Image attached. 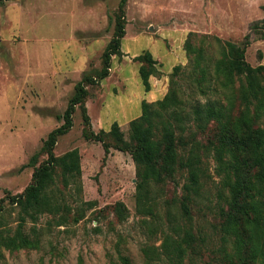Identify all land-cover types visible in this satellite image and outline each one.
I'll use <instances>...</instances> for the list:
<instances>
[{"label": "rangeland", "instance_id": "374dc122", "mask_svg": "<svg viewBox=\"0 0 264 264\" xmlns=\"http://www.w3.org/2000/svg\"><path fill=\"white\" fill-rule=\"evenodd\" d=\"M119 2L13 0L0 4V229L7 235L12 236L19 225L18 209L8 197L20 194L30 184L34 168L46 162L47 156L40 154L34 165L28 164L47 135L63 124L60 117L83 74L102 68V54L115 33ZM123 19L122 55L111 57L110 82L86 87L89 125L77 107L71 128L57 138L53 149L56 157L78 150L80 177L65 185L61 171L55 169L51 194L59 208L41 213L34 223L26 218L20 230L36 246L3 250L0 264H215L219 258L220 243L213 226L227 191L220 185L211 152H200V195L188 205L191 220L186 221L180 209L186 173L178 172L174 179L153 188L159 195L157 202L151 211L139 212L130 155L113 148L106 153L91 134L108 132L116 123L128 140L129 123L141 115V106L140 115H127V120L120 109L131 92L146 95L138 73L141 63L135 60L144 52L157 60L161 76L154 78H163V97L173 80L189 115L192 104L202 105L216 95H203L197 89L198 76L190 61L196 53L187 55V41L201 52L199 65L210 76L221 44L241 45L247 35L245 61L251 67L264 66L260 22L264 0H126ZM176 67L180 69L171 76ZM126 77L128 94L122 83ZM188 124L195 132L192 122ZM214 133L211 124L202 136L197 135V141L206 145ZM116 203L123 205V220L115 215ZM177 223L190 226L196 236L207 234V245L173 256L171 241L181 235V230L174 231Z\"/></svg>", "mask_w": 264, "mask_h": 264}, {"label": "trees", "instance_id": "16d2710c", "mask_svg": "<svg viewBox=\"0 0 264 264\" xmlns=\"http://www.w3.org/2000/svg\"><path fill=\"white\" fill-rule=\"evenodd\" d=\"M9 1L13 0H0V4ZM125 3L126 0L119 2L115 33L102 54V68L95 74H83L60 117L63 124L47 135L40 151L28 164L34 165L40 154L47 156L46 162L34 168L30 184L20 194L8 197L9 204L18 209L19 225L12 236L0 229V260L3 259V250L36 246L35 240H30L20 230L26 218L34 223L41 213L55 212L59 208L51 194L55 169L61 171L65 185L80 177L78 150L56 157L53 149L57 138L71 128L77 107L81 109L83 122L89 125L86 87L107 78L111 57L122 55L120 43L125 35ZM260 22L264 29V19ZM261 37L264 39V31ZM249 43L247 35L241 45L221 44L211 76L199 65L203 59L201 52L192 46L191 41L185 43L187 55L196 53L190 61H193V74L198 76L194 80L197 89L203 95L208 92L216 95L215 99H207L202 105L198 102L192 104L190 115L170 79L169 90L163 99L153 103L141 102V115L129 123L128 140L124 139L116 123L108 132L101 130L96 135L91 134L106 153L113 148L130 155L137 178L135 202L139 212L151 211V205L157 202L159 195L153 193V188L174 179L178 172L186 173L187 182L180 197L181 217L186 221L191 220L188 205L200 195V152L212 153L220 185L227 191L224 206L219 205L216 209L218 220L213 226L220 243L215 264H264V66L251 67L245 61ZM135 60L141 63L138 73L147 92L149 77H160L161 72L149 52ZM179 69L174 68L171 76ZM189 122L196 128L195 132ZM211 124L215 125V133L206 145H202L196 137L198 134L202 136ZM2 202L0 213L3 211ZM114 212L119 220L124 219L122 203L115 204ZM179 230V239L171 241L173 256L199 248L198 245H207V234L196 236L190 226L180 227L177 223L174 231Z\"/></svg>", "mask_w": 264, "mask_h": 264}, {"label": "crops", "instance_id": "0c3cea01", "mask_svg": "<svg viewBox=\"0 0 264 264\" xmlns=\"http://www.w3.org/2000/svg\"><path fill=\"white\" fill-rule=\"evenodd\" d=\"M156 62H157V60L156 59H154ZM135 76V75H134ZM135 78V77H134ZM140 79V78H139ZM163 79V78H162ZM162 79H156V78H154V77H150L149 78V83H150V86H151V88H150V90L148 91V92H146V95L144 96V95H141L138 91L137 92H135V93H133V92H131L130 93V95H127L126 97H125V100L123 101V104H122V109H120V112L121 113H123V115H124V117H123V119H128L126 116L127 115H133V114H135L137 117L140 115V113H139V107H140V104H141V102L144 100V101H146V102H149V103H151V102H155V101H157V100H160L162 97H163V95L165 94V92H166V89L165 90H163L162 88H163V85H162V82H163V80ZM109 81V80H111V78H106V79H104L101 83H100V86L102 85V83L103 82H106V81ZM129 79L126 77L125 79H123V81H122V83L124 84V85H126V87H128V92H126V94H128L129 92H130V87H129V81H128ZM110 82V81H109ZM140 82H141V80H140ZM134 84H137L136 83V81H134ZM159 84L161 85L160 87H159ZM138 85V84H137ZM136 85V86H137ZM133 87V86H132ZM134 88V87H133ZM135 89V88H134ZM136 89H139V87L137 86L136 87ZM126 90V91H127ZM94 100H95V98H94ZM88 101V100H87ZM97 101H99V99L98 98H96V102ZM92 103V102H91ZM87 104H88V102H86V108H87V110H88V107H87ZM99 106H100V104H98ZM100 107H102V108H106V107H108V104L106 105V104H104V105H101ZM137 110H138V112H137ZM130 119V118H129ZM118 122V121H117ZM118 124L121 126L122 124L120 123V122H118ZM95 126H96V128L97 127H99V126H102V123H100V124H95Z\"/></svg>", "mask_w": 264, "mask_h": 264}]
</instances>
